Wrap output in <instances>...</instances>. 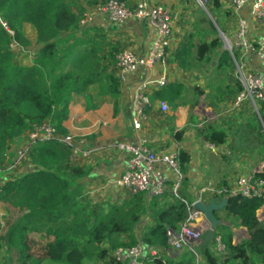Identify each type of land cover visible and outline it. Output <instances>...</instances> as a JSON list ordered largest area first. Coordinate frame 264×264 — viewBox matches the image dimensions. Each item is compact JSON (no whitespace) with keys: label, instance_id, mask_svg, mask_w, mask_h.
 <instances>
[{"label":"trees","instance_id":"16d2710c","mask_svg":"<svg viewBox=\"0 0 264 264\" xmlns=\"http://www.w3.org/2000/svg\"><path fill=\"white\" fill-rule=\"evenodd\" d=\"M107 1L93 0L88 5L94 7ZM206 1L207 11L214 17V11L222 7V0ZM84 11V6L74 0H0V17L14 32L11 36L0 23L2 163L12 140L33 132L36 126L49 122L59 138L67 136L64 123L77 92L101 84L106 78L110 80L108 93L113 95L117 89V79L105 76L103 69L95 67L101 60L95 47L78 53L77 44L68 41L79 29ZM203 19L207 21L206 14ZM27 25L36 32V50L30 49L32 42L23 33ZM211 29L217 34L215 28ZM194 30L186 35L171 57V62L183 70L211 63L212 50L222 45L219 37L209 41L204 29L201 33ZM65 34L68 39L63 38ZM13 39L33 55L30 65L19 62L18 56L24 53L10 47ZM218 55V77L223 73L229 76L233 69L235 72L229 52L225 49ZM235 57L238 58L237 52ZM222 82L218 89L223 87V94L228 97H236L243 89L239 80L233 83V90L222 86ZM184 93L182 84L172 83L156 91L154 98L166 100L177 108L183 103ZM204 94L205 91L194 87L192 105H197ZM261 118L264 123L262 112ZM248 123L264 146L258 116H251ZM201 138L222 146L228 141L229 131L222 125L208 123L203 126ZM259 152L264 154V148ZM71 154V149L60 139L37 141L28 151L33 170L9 179L0 188V201L17 213L4 220L3 227L0 222V242L8 252L16 254L17 264H123L113 257L119 247L142 243L147 250L168 248L167 232L178 230L187 219L188 206L194 202L192 198L184 193L177 198L166 192L152 199L136 194L122 203L93 202L86 197L83 187L91 167L73 163ZM190 160L189 154L180 152L183 171ZM255 176L264 179V168ZM262 204L261 197L227 196L223 210L227 217L236 220L235 225L246 227L250 237L235 243L230 228L218 226L217 235L221 234L226 246L224 253L214 252L213 241L195 249L199 260L187 249L178 262L161 255L155 257L154 264H264V222L257 215Z\"/></svg>","mask_w":264,"mask_h":264},{"label":"crops","instance_id":"0c3cea01","mask_svg":"<svg viewBox=\"0 0 264 264\" xmlns=\"http://www.w3.org/2000/svg\"><path fill=\"white\" fill-rule=\"evenodd\" d=\"M126 1L129 4H133L134 2V0ZM149 1L153 5L158 4L166 6L173 15V35L170 48L168 49L169 61L165 68L157 66L151 69H138L135 72L128 73L125 76L124 81H121L120 78L116 76L115 56L120 50L131 49L143 57H147L152 50L157 39V31L152 25H150V23L144 20L132 18L122 23H112L106 16H98L84 31L74 32V37L72 36L69 40L71 44H77L78 48L76 52L78 51V53L83 49L95 47L98 50L97 55L101 56V60L96 63L95 67L103 69L105 71V76L112 75L115 77L118 83L117 89L113 95L108 93L110 80L107 78L105 80L102 79L101 84L89 86L85 91L77 92L70 105L69 117L64 123L68 130V135L75 138H83L86 142V147L88 148L93 147L101 149L98 150V153L92 156L91 159L87 161L84 159L79 160L78 164L91 167L90 175L85 178V181L83 182L85 195L89 200L97 203L124 202L128 195L125 194L123 190L119 189L116 183L126 167L127 155L125 152L116 149V146L122 143L139 144L146 141L149 147L156 149L158 152L179 151L180 153L181 151H184L189 154L191 160L186 166V170H182L183 181L181 184V193L192 198L194 202L198 198H202L201 201L209 203L214 196L217 197V201H221L224 196L219 198L221 195H212L209 192H201L202 189L207 187L209 183H213L216 186L230 187L238 176L246 173H253L254 171L261 172L264 168V160H260L256 164L254 163L252 167L249 166L250 168L247 170L250 172L240 171L245 168L243 163V160H245L243 158L244 155L239 154L234 148L229 146L243 145V141L247 140V138L241 139L242 136L239 135L238 130L239 126H243V132L249 136L251 143L258 144L254 129H252L251 125L248 123V119L251 116H245L242 121L239 122V126L234 131L230 132L228 141L225 145L216 146L218 150L215 153L227 152V154H230L229 156L231 157L226 160L227 162L219 163L213 168L204 165V162H206L205 159L208 157H202L200 149L203 145H209L210 143L203 141L201 138L203 127L198 126L200 128L194 130L196 124H199L196 122L197 119H199V110L197 106L200 100H203V98L206 99L209 90L214 88L209 76L210 73L213 72L212 70H216L218 54L225 50V42H222L220 47L212 50L213 60L211 62L212 69L210 71L206 68L207 64L199 68H194L193 70H183L179 68L175 63L171 62V57L179 44L184 41L186 35L194 30L191 28L181 30V25L179 24L180 14L188 12L186 9L190 6L192 0ZM80 4L85 6L82 3ZM88 4H86V6L91 7ZM206 12L210 20L213 21L215 25L213 28H215V31L217 32L216 34L212 29L204 30L208 33L206 38L209 41L215 37L220 38V35H222V37H226L231 43H235L237 40L236 30L238 22L240 19H245L249 24L248 35L252 46L254 49L257 48L260 37L264 35V20L262 22H255L251 19V7L249 4L236 10L231 0H222V7L214 11V17L211 16L208 11ZM201 22L207 23L208 21L202 19ZM26 27L27 26H25V28ZM28 29H30V27H28ZM199 31L200 30H198V32ZM201 32L202 30L199 33ZM67 36L68 34H65L63 38H66ZM25 37L32 42V47L30 49L36 50L35 30L30 29ZM30 54L26 53L21 57L18 56L19 62L26 65L28 64L26 60H28L30 61L29 63H31L32 54ZM237 54L238 58L236 59L242 61L245 64L246 69L264 72L260 61L255 55V50L252 49L247 52L237 50ZM110 56L114 59H110ZM233 65L235 68V64ZM163 72H165L168 80L167 86L172 83L183 85L185 89L182 98L183 103L177 108H174L166 100L154 98V94L158 90L152 92L150 96L152 105L146 109L148 120L143 124L141 130L133 129L131 124L132 100L138 86L145 80L160 78ZM193 72L198 73L199 76L190 79V75ZM203 75H206L207 77L200 79ZM225 81V85H223L222 82V86H228L229 89L233 90L234 85L232 81ZM99 85H102L103 89L100 88ZM194 87H198L205 91V94L199 97L198 104L195 106L192 105L194 102ZM218 87H220V85H218ZM189 94L192 95V98L189 99L190 101L188 100L187 103H184L185 97L190 96ZM162 101L168 103L170 106L169 111L162 112L160 110V103ZM190 120L195 123L192 125L193 128L189 127L188 123ZM259 121L261 122L260 119ZM182 131L183 133L181 134ZM192 133L193 135H191ZM28 134L12 140L11 147L7 152L4 162L6 165L9 164L11 157L19 148L28 144ZM200 141L203 142V144H201L202 146L200 145ZM244 145H247V142H245ZM247 155L250 156L246 159L249 163L254 161V158L250 154ZM159 167L169 175L171 180L174 179L172 171L168 169L166 165L159 164ZM32 170L33 167L30 164L29 159H27L25 165L21 166L19 169L13 171L10 170V172L0 174V188L9 179L16 177L23 172H30ZM237 171L243 173H240L234 178ZM170 184L172 183L170 182ZM10 209L11 208L7 204L0 201V217L5 214V212L10 211ZM216 216L222 221L221 225L230 228L233 233V242H241L250 237L248 229L243 226L235 225L236 220L232 217H227V214L223 209L216 211ZM147 221L148 220H146V222ZM260 221L264 222V218ZM217 230L218 228H216V232ZM220 232L222 231L220 230ZM186 250L187 249L181 253H177L174 250L167 248L162 251L163 253H161V255L164 259L169 258L170 260L178 262L186 253Z\"/></svg>","mask_w":264,"mask_h":264},{"label":"built area","instance_id":"2783aa9c","mask_svg":"<svg viewBox=\"0 0 264 264\" xmlns=\"http://www.w3.org/2000/svg\"><path fill=\"white\" fill-rule=\"evenodd\" d=\"M199 1L203 5L207 2L206 0ZM231 2L236 10L249 4L251 19L255 22L264 20V0H231ZM98 16H106L112 23H122L132 18L144 20L157 31V39L147 57L140 56L131 49H122L116 54L115 71L116 76L121 81L125 80L128 73L135 72L138 69H151L157 66L165 68L168 65V49L173 35V15L166 6L153 5L149 0H134L133 4H129L127 1L109 0L106 3L97 4L91 9L85 10L81 15L77 31L87 28ZM0 23L11 36H14V32L9 30L7 23L1 17ZM248 31V22L245 19H240L236 30V42L231 43L226 37L223 38V41L225 42V49L233 58L235 74L243 87L234 99V107L238 108L245 101H248L262 121L261 112L264 113V72L246 69L245 64L235 57L237 50L247 52L253 49L264 69V35L260 37L258 46L254 49ZM10 47L13 49L19 48L23 53L30 54L28 49L20 46L15 39L11 41ZM167 84L168 80L165 72H163L160 78L145 80L138 86L132 100L131 124L133 129L141 130L143 124L148 120L146 109L152 105L150 97L152 92L162 89ZM160 110L167 112L170 110V106L162 101ZM262 127L264 132L263 121ZM55 139H60L71 149V160L75 164H78L80 159L85 161L91 159L92 156L98 153V150H101L100 148L86 147L83 138H75L71 135L59 138L56 129L47 122L34 127L33 132L28 134V144L17 150L10 164L6 165L0 161V174L18 169L28 159V151L31 145L37 141ZM208 147L214 152L218 150L215 145L209 144ZM116 149L125 152L127 155L126 167L116 183L117 187L128 195L127 198L136 194H144L147 199H152L166 192L181 198L183 173L179 151L158 152L156 149L149 147L146 141L139 144H118ZM159 164L166 165L172 171L173 180L159 167ZM256 172L238 176L230 187H219L209 183L201 192L208 191L212 195H223L224 197L235 195H242L247 198L261 197L263 204L258 210L259 215L257 212L259 220H261L264 218V179L257 178L255 176ZM198 200H202V198H198L196 201ZM193 204L194 202L191 206H188V217L181 223L179 229L168 230L167 244L168 248L177 253L188 249L199 260V255L195 249L201 245L200 241L208 228V223L204 216L193 207ZM0 222L3 227L4 220L2 219ZM214 242L213 250L215 253L222 254L226 251L221 235H217V232ZM163 250H147L142 243H138L133 246L117 248L113 253V257L123 264H154L155 257L161 256Z\"/></svg>","mask_w":264,"mask_h":264},{"label":"rangeland","instance_id":"374dc122","mask_svg":"<svg viewBox=\"0 0 264 264\" xmlns=\"http://www.w3.org/2000/svg\"><path fill=\"white\" fill-rule=\"evenodd\" d=\"M74 1H78L82 4H84L85 10L92 8V7L86 6V4L90 3L93 0H74ZM186 10H188L187 13L180 14V16H179V24L181 25V30L186 29V28H189V29L191 28V29H196L198 32V30H200V31L203 29L208 30V29H211V27H213V26L215 27L213 21L210 20L208 14L206 12L207 11L206 6L203 5L199 0H192L190 6L187 7ZM204 14H206L207 21L210 24L208 22L207 23L201 22L203 17H204ZM28 27H30V29H33L30 25H27V27L23 31V33H25V35L30 30V29H28ZM201 27H203V28H201ZM72 36L74 37V35H71V37H69V40L72 38ZM223 38L224 37H222V35H220V39L224 43ZM65 39H68V37ZM62 42L63 43H69L65 40L64 41L62 40ZM224 47H225V45H224ZM20 52H22V51H20ZM21 56H23V54H20L19 57H21ZM32 57H33V55H31V58ZM110 59H114V58H112V56H110ZM32 61L33 60H31V63H32ZM26 62L28 63L26 65L31 64V63H29L30 61H28V60H26ZM206 68L209 69V71H210L212 69V64L211 63L207 64ZM212 71L213 72L210 73L209 79L212 81V83H213L212 86L214 88L209 90V93H207L208 96H206V99L203 98V100H200V102L197 106V108L199 110V114H198L199 119H197L196 122H198L199 124H196V126L194 127V130L199 129L200 127H203L204 125H206L208 123H212V124H219V125L226 127L228 129L229 135H230V132L234 131L239 126L238 125L239 122L242 121V119L245 116H258V114L254 111L253 107L250 105V103L248 101H245L240 107L235 108L234 107V98L235 97L231 98V97H228L227 95H224L223 94L224 93L223 87L218 90V88H219L218 85H220L222 81H223V85H225V83H226L225 80L232 81V83H234L235 81L238 80L234 71L229 76H226V74L223 73V74H221L220 77H218V75L220 74L219 71H217V70H212ZM197 76H199L198 73L193 72L190 75V79L195 78ZM206 77H207L206 75H203L200 77V79L201 78L204 79ZM191 98H192V95H190L188 97L186 96L185 101H188ZM258 118H259V116H258ZM188 124H189L190 128H193L192 125L195 123H193V121L190 120V122ZM198 126H200V127H198ZM238 130H239V135L242 136L241 139L247 138V140L243 141V145H229V146L234 148L239 154L244 155L243 158L245 160H243V163H244L245 168L243 167L244 169H241L240 171L246 172V171H248L247 169L252 167L254 163L256 164L258 161L263 160L264 154L260 153L259 151H260V149H263L264 146L261 145V141L259 142V140H258V144L251 143L249 140V136H247L243 132V126H239ZM191 135H193V133ZM245 142H247V145H244ZM201 144H203V142L200 141V145ZM207 145L206 144L203 146L201 145L202 147L200 149L202 157H204V158L208 157L205 159L206 162H204V165H206L207 167L213 168L219 163L227 162L226 160L231 157V156H229L230 154H227V152L215 153ZM19 149H21V148H19ZM257 153H258V155H257ZM223 154L225 155V157ZM247 154H250L254 158V161H251L249 163V161L246 160L249 156ZM226 155H228V156H226ZM14 157H15V154L11 157L9 164L12 162ZM23 165H25V162H23L19 166V168ZM240 171H237L235 173L234 178L237 177V175H239L240 173H243ZM248 172H250V171H248ZM235 181H236V178L233 182H235ZM219 187H221V186H219ZM124 196H125V194H124ZM115 200H117V199H115ZM11 214L17 215V213H15L14 210L11 208L10 211L5 212V214H3L0 217V220H2V219L6 220ZM17 262L18 261H17L16 254L14 252H8L7 248L0 242V264H17ZM43 264H54V263L44 262Z\"/></svg>","mask_w":264,"mask_h":264},{"label":"water","instance_id":"95a60500","mask_svg":"<svg viewBox=\"0 0 264 264\" xmlns=\"http://www.w3.org/2000/svg\"><path fill=\"white\" fill-rule=\"evenodd\" d=\"M227 204V197H223L221 201H217V197H213L209 203L201 200L195 201L193 207L199 211L208 223V228L201 238V246L205 247L213 242L216 236V228L221 225L222 221L217 218L215 212L223 209Z\"/></svg>","mask_w":264,"mask_h":264}]
</instances>
